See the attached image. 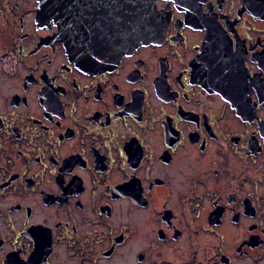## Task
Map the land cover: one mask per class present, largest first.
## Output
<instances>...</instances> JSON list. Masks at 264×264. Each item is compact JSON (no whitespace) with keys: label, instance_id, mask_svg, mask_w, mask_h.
<instances>
[{"label":"flooded vegetation","instance_id":"obj_1","mask_svg":"<svg viewBox=\"0 0 264 264\" xmlns=\"http://www.w3.org/2000/svg\"><path fill=\"white\" fill-rule=\"evenodd\" d=\"M0 264H264V0H0Z\"/></svg>","mask_w":264,"mask_h":264}]
</instances>
